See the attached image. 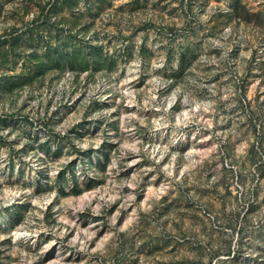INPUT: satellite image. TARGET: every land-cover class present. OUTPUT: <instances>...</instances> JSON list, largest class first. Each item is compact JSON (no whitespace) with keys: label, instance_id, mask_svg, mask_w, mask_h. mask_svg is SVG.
Instances as JSON below:
<instances>
[{"label":"rangeland","instance_id":"374dc122","mask_svg":"<svg viewBox=\"0 0 264 264\" xmlns=\"http://www.w3.org/2000/svg\"><path fill=\"white\" fill-rule=\"evenodd\" d=\"M0 264H264V0H0Z\"/></svg>","mask_w":264,"mask_h":264}]
</instances>
